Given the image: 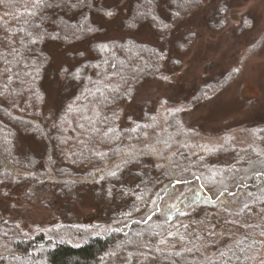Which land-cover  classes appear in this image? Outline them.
<instances>
[{"label": "trees", "instance_id": "obj_1", "mask_svg": "<svg viewBox=\"0 0 264 264\" xmlns=\"http://www.w3.org/2000/svg\"><path fill=\"white\" fill-rule=\"evenodd\" d=\"M211 1L0 0V184L56 198L99 186L124 207L106 224L55 220L24 230L1 221L0 264H264V124L207 136L181 109L231 74L200 85L188 102L127 113L143 84H169L181 70L172 47L182 56L195 35L174 44L172 35ZM228 9L225 0L211 10L210 30L223 27ZM101 21L118 22L123 36L111 38ZM147 29L153 43L133 35ZM77 45L86 51L66 53L76 63L54 71L48 47ZM49 77L60 85L57 110L46 108ZM20 138L42 153L19 150ZM186 221L201 238L166 240L176 242Z\"/></svg>", "mask_w": 264, "mask_h": 264}, {"label": "rangeland", "instance_id": "obj_2", "mask_svg": "<svg viewBox=\"0 0 264 264\" xmlns=\"http://www.w3.org/2000/svg\"><path fill=\"white\" fill-rule=\"evenodd\" d=\"M222 1L225 0H212L174 31L172 43L189 33L195 35L182 56L172 47L174 54L182 57L181 70L169 76V84L160 80L143 84L127 111L130 116H138V108L144 103L188 102L205 82L230 73L227 85L222 89H211L206 94L207 99L194 109L183 106V119L189 127L195 126L207 136L244 125L259 127L264 124V0H226L229 9L223 27L210 30L208 17ZM122 16H125V10L121 11L119 18ZM118 22L110 25L100 23L109 29L112 38L123 36ZM133 35L141 41L154 42L148 29ZM48 50L53 57V70L56 71L62 65L73 66L76 63L66 57L67 52L86 51V47L77 45L64 50L49 46ZM44 90L47 95L46 108L57 110L61 105L59 82L55 78H46ZM251 132H240L239 135L235 131L233 137L240 142H249L253 140ZM19 140V150L22 152L42 153L43 146L34 140ZM215 141L218 140L212 139L209 143ZM117 199L116 193H107L99 186L79 189L69 197L56 198L49 191L0 184V222L16 223L24 230L55 220L72 224H80L78 221L88 225L106 224L124 208ZM193 225V222L186 221L173 231L174 237L178 238L176 242L171 240L172 237L166 240L174 245L179 241L190 245L192 240L201 238L199 227L196 225L193 228ZM192 229L197 232L194 234ZM219 243L223 245L221 239Z\"/></svg>", "mask_w": 264, "mask_h": 264}, {"label": "snow or ice", "instance_id": "obj_3", "mask_svg": "<svg viewBox=\"0 0 264 264\" xmlns=\"http://www.w3.org/2000/svg\"><path fill=\"white\" fill-rule=\"evenodd\" d=\"M37 2L39 3V0H37ZM108 15H111V13L109 12Z\"/></svg>", "mask_w": 264, "mask_h": 264}]
</instances>
